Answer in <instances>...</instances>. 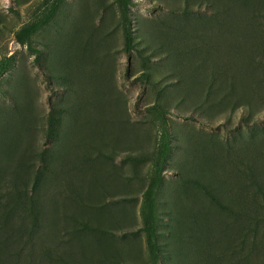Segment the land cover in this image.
I'll return each mask as SVG.
<instances>
[{"label":"rangeland","instance_id":"rangeland-1","mask_svg":"<svg viewBox=\"0 0 264 264\" xmlns=\"http://www.w3.org/2000/svg\"><path fill=\"white\" fill-rule=\"evenodd\" d=\"M43 1L0 0V264H264V0H132L130 52L117 0L20 43Z\"/></svg>","mask_w":264,"mask_h":264},{"label":"trees","instance_id":"trees-1","mask_svg":"<svg viewBox=\"0 0 264 264\" xmlns=\"http://www.w3.org/2000/svg\"><path fill=\"white\" fill-rule=\"evenodd\" d=\"M64 2V0H44L42 3V13L41 15L35 19L32 23L24 26L16 33L17 40L22 43L26 44L27 42L31 43L32 37L42 28L47 26L51 20L54 18L56 13L58 12L61 4ZM118 7L120 9V12L122 14V17L125 22V30L126 32V44L128 51L130 52V49L132 47V34L130 31V20H129V12L130 7L133 4L132 0H117ZM10 67V61H5L0 65V78L7 72L8 68ZM167 125V122L165 123ZM168 141L165 140V143L161 145V148L158 151V160H157V168H156V179H160L161 174V168H162V161L165 158L167 148H168ZM153 190V189H152ZM152 190L147 193V199L149 203V214L150 216L152 212V206H153V200H152ZM147 231L149 233V240L150 243L153 245V235L154 230L152 228V220L148 217L147 221Z\"/></svg>","mask_w":264,"mask_h":264}]
</instances>
